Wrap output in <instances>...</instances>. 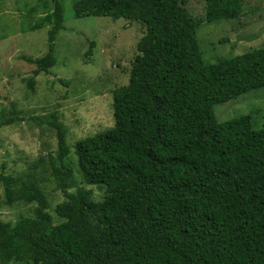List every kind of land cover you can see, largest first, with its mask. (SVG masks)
I'll use <instances>...</instances> for the list:
<instances>
[{
  "label": "trees",
  "instance_id": "16d2710c",
  "mask_svg": "<svg viewBox=\"0 0 264 264\" xmlns=\"http://www.w3.org/2000/svg\"><path fill=\"white\" fill-rule=\"evenodd\" d=\"M243 6L204 0L197 18L185 0H74L76 17H121L143 31L127 82L112 88L111 127L68 145L56 113L30 117L55 130L56 150L15 173L1 164L0 203L33 207L0 220V264H264V127L253 129L248 114L218 121L213 112L264 87V46L210 63L196 36L202 23L239 18ZM39 9L29 28L49 25L47 52L21 56L34 65L31 90L54 65L63 27L60 0ZM2 113L0 128L20 119ZM71 148L79 182L102 189L100 200L75 187L64 162ZM52 190L64 197L53 215Z\"/></svg>",
  "mask_w": 264,
  "mask_h": 264
},
{
  "label": "rangeland",
  "instance_id": "374dc122",
  "mask_svg": "<svg viewBox=\"0 0 264 264\" xmlns=\"http://www.w3.org/2000/svg\"><path fill=\"white\" fill-rule=\"evenodd\" d=\"M42 1L45 0H0L1 117L20 118L0 128V166L4 163L5 170L11 173L23 170L38 155L56 150L55 130L46 121L39 123L30 117L43 120L56 113L67 127L68 145L113 125L112 88L127 82L129 66L143 31L139 21L121 17H76L74 0H60L63 27L54 41L55 63L48 73L34 76L31 90L27 79L34 65L21 56L34 59L47 52L49 25L29 28L42 15L39 9ZM243 4V13L237 19L198 26L196 36L206 62L264 46V0H243ZM185 5L197 18L204 16V0H185ZM33 7L36 8L32 10ZM90 41L94 45L87 55ZM213 112L218 121L248 114L253 129L262 128L264 87L217 104ZM64 162L78 180L75 187L91 191L92 197L100 200L102 189L79 182L81 176L72 148ZM47 195L50 203L47 211L53 215L51 206L64 197L56 190ZM32 207L25 203H0V220L31 215Z\"/></svg>",
  "mask_w": 264,
  "mask_h": 264
}]
</instances>
